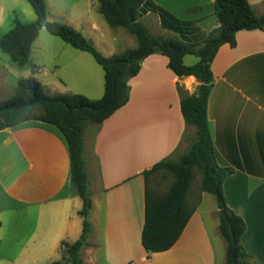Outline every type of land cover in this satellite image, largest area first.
I'll return each instance as SVG.
<instances>
[{
    "label": "crops",
    "instance_id": "obj_1",
    "mask_svg": "<svg viewBox=\"0 0 264 264\" xmlns=\"http://www.w3.org/2000/svg\"><path fill=\"white\" fill-rule=\"evenodd\" d=\"M215 1L148 0L141 21L154 36L201 45L220 27ZM248 1L264 16V0ZM45 2L48 6L49 0ZM86 26L91 32L85 36L107 57L138 46L137 38L123 28L111 38L96 19ZM36 44L31 64L22 68L34 66L35 71L23 78L35 76L51 95L103 97L105 72L90 54L76 49L75 58L63 63L60 53L40 49L33 58ZM184 62L194 65L199 58L186 56ZM168 65L162 53L149 56L129 80L128 103L102 124L85 128L83 160L92 207L80 251L84 264H225L218 204L205 192L196 197L189 192L193 215L173 248L149 253L142 244L147 187L157 194L169 189L158 191L154 175L163 172L148 179L144 173L164 160L179 161L197 140L181 101L183 95L198 94L201 82L176 76ZM48 69L64 76H46ZM211 69L214 84L207 115L215 160L233 170L223 182L225 199L246 223L242 245L248 262L264 264V31L238 32L235 47L223 45ZM5 77L0 61V102L14 90ZM70 174L67 142L55 126L31 120L0 131V264L60 261L61 244L80 240L83 200Z\"/></svg>",
    "mask_w": 264,
    "mask_h": 264
},
{
    "label": "trees",
    "instance_id": "obj_2",
    "mask_svg": "<svg viewBox=\"0 0 264 264\" xmlns=\"http://www.w3.org/2000/svg\"><path fill=\"white\" fill-rule=\"evenodd\" d=\"M26 1L35 11L36 21L23 23L16 18L13 28L0 37V50L18 67L31 64L33 44L45 28L71 47L90 54L105 72V92L99 100L73 93L51 95L35 76H30L18 81L14 96L0 102V131L36 120L55 126L67 142L71 182L83 200L80 211L83 233L74 243L64 241L62 259L49 264H84L80 251L89 232L88 215L92 207L83 160L85 128L89 124H102L128 103L129 80L140 73L142 63L155 53L168 57V66L176 76H194L201 86L198 94L183 95L181 101L187 125L197 129L196 142L179 161L164 160L144 173L148 179L156 172H163L172 175L175 181L164 194L147 187L143 247L149 253H162L178 242L193 215L188 195L195 169H199L203 173L202 192L217 200L219 232L226 242L225 264H250L242 245L246 223L228 207L223 191V182L233 170L216 163L207 110L214 84L211 64L219 49L225 44L235 47L240 31H264V16H258L248 0H216L215 15L220 27L199 45L178 37L151 34L148 26L141 22L148 0H98V12L107 24L125 29L138 41L136 48L107 57L81 31L62 22L49 21L45 0ZM186 56H195L199 62L186 65ZM32 71L34 73V66ZM35 108L40 109L39 115L32 114Z\"/></svg>",
    "mask_w": 264,
    "mask_h": 264
},
{
    "label": "rangeland",
    "instance_id": "obj_3",
    "mask_svg": "<svg viewBox=\"0 0 264 264\" xmlns=\"http://www.w3.org/2000/svg\"><path fill=\"white\" fill-rule=\"evenodd\" d=\"M0 2L3 5V10L2 12H0V37L13 28L16 18L24 23H32L37 19L35 11L26 0H0ZM98 6V0H49V5L47 6V19L52 18L53 20H56L58 22L73 26L77 30L81 31L84 35H88L89 32H91V28L87 27L86 24L96 19L97 22H99L101 25V32H105V30L111 32L110 37L112 38V34H114L113 32H119L121 30L119 28H112L106 23V21L98 13ZM128 40L129 39H127V44H131V41ZM40 49H46L55 54L60 53L61 55L58 57V60L63 63L74 59L75 56H73V54L77 51L70 45L63 42L61 39L49 34L46 29L42 30L39 38L37 39V44L34 46L33 58H35L37 50ZM89 57L93 59L91 55H89ZM47 58L51 59L53 57L48 56ZM0 61L5 64V81L7 83V86L10 85L12 89L14 88V90L10 91V93H6L5 95L3 94L2 98L4 99L5 97L15 95L19 78L28 76V74H30L32 71V66H29L26 69L18 67L10 59V57L7 54H4L1 50ZM45 74L46 76H52L51 78L57 77L60 74L61 76H64V73H57L54 71V69H50V71L49 69L46 70ZM40 113L41 111L38 108H35L32 112V114L35 116L39 115ZM154 177L157 184L159 183L160 185L158 190L160 193H163V190L166 187H170L175 181V178L172 175H168L165 173H157L156 175H154ZM202 178L203 173L199 169H195V176L192 180L190 189V193L193 197H196L198 194H200V192H202ZM215 203H217L216 198Z\"/></svg>",
    "mask_w": 264,
    "mask_h": 264
}]
</instances>
